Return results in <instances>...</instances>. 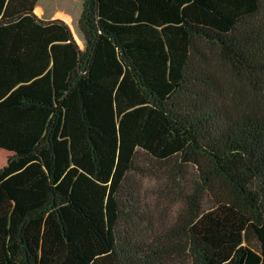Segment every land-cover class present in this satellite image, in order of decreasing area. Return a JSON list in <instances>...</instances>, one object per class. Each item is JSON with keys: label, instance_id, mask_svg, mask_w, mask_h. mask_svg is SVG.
I'll use <instances>...</instances> for the list:
<instances>
[{"label": "trees", "instance_id": "obj_1", "mask_svg": "<svg viewBox=\"0 0 264 264\" xmlns=\"http://www.w3.org/2000/svg\"><path fill=\"white\" fill-rule=\"evenodd\" d=\"M37 2L0 0V264H264V0H81L83 48Z\"/></svg>", "mask_w": 264, "mask_h": 264}, {"label": "rangeland", "instance_id": "obj_2", "mask_svg": "<svg viewBox=\"0 0 264 264\" xmlns=\"http://www.w3.org/2000/svg\"><path fill=\"white\" fill-rule=\"evenodd\" d=\"M81 4V0H66L65 5L61 1L58 2V0H38L35 14L40 19H60L64 21L70 28L74 40L82 42L77 25ZM79 44L81 45V43ZM133 178L142 198L144 211H147L151 217V222L147 225L148 234L153 231L160 232L176 227L178 214L181 210V199L183 191L187 187V181L181 182L179 179L173 181L165 176L148 171L144 174H135ZM209 202V198L205 197L204 207H208ZM161 234L159 233L158 236ZM178 262L175 261L174 264H179Z\"/></svg>", "mask_w": 264, "mask_h": 264}, {"label": "crops", "instance_id": "obj_3", "mask_svg": "<svg viewBox=\"0 0 264 264\" xmlns=\"http://www.w3.org/2000/svg\"><path fill=\"white\" fill-rule=\"evenodd\" d=\"M38 3V2H37ZM35 9H36V7H35ZM34 13H35V10H34ZM45 20H50V19H45ZM82 37V36H81ZM82 40V42H79V41H76V43L78 44V46L80 47V48H83V39H81ZM79 43H81V45L79 44Z\"/></svg>", "mask_w": 264, "mask_h": 264}, {"label": "bare ground", "instance_id": "obj_4", "mask_svg": "<svg viewBox=\"0 0 264 264\" xmlns=\"http://www.w3.org/2000/svg\"><path fill=\"white\" fill-rule=\"evenodd\" d=\"M59 1H61V3H63V5H65V3H66V0H58V2ZM40 9V8H39ZM54 14H56V13H54ZM70 17V16H69ZM71 18V17H70ZM69 19V18H68Z\"/></svg>", "mask_w": 264, "mask_h": 264}]
</instances>
